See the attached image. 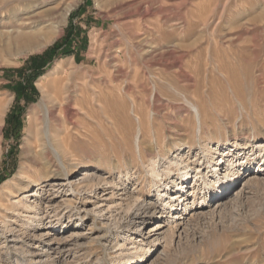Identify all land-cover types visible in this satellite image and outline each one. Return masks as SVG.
<instances>
[{
	"label": "rangeland",
	"instance_id": "374dc122",
	"mask_svg": "<svg viewBox=\"0 0 264 264\" xmlns=\"http://www.w3.org/2000/svg\"><path fill=\"white\" fill-rule=\"evenodd\" d=\"M42 1L0 3V100H9L0 121V190L27 164L21 159L25 149L37 162L31 175L45 171L29 145V118L42 90L64 84L70 118L80 124L73 132L79 139L71 144L74 156L65 163L88 166L69 181L88 174L109 184L73 196L61 177H47L39 206L64 223L22 235L21 243L34 251L31 258L41 264H122L121 253L134 256L132 242L143 239L148 251L137 264H264V170L241 180L253 172L249 166L232 184L226 206L213 210L219 198L213 197L204 209L183 212L177 228L167 224L168 209L156 200L149 173L151 158H181L188 159L192 178L194 167L206 170V148L215 143L219 153L213 159L228 142L246 144L247 162L264 153V0ZM19 8L21 16L43 26L38 49L14 43L18 31L9 26ZM47 29L58 31L44 43ZM30 80L33 95L25 88ZM95 97L107 111L102 127L89 118L99 111L91 106ZM166 181L174 186L178 179L173 174ZM192 185L193 179L184 192L190 195ZM130 196L156 209L139 214L129 229ZM12 199L4 196L2 202L8 206ZM20 219L15 216L11 225L21 228ZM60 234L67 239L56 244ZM72 238L79 247L69 251ZM2 241L0 264H30L14 251L6 255Z\"/></svg>",
	"mask_w": 264,
	"mask_h": 264
},
{
	"label": "bare ground",
	"instance_id": "6f19581e",
	"mask_svg": "<svg viewBox=\"0 0 264 264\" xmlns=\"http://www.w3.org/2000/svg\"><path fill=\"white\" fill-rule=\"evenodd\" d=\"M12 2L13 0H0V3L2 5ZM20 12H23V9H20L18 11V14L16 16L17 19L12 22L11 26H9L12 29L15 27L18 31L16 36H12V38H14L15 45L17 44L18 46L19 43L33 49L40 48L43 43L41 39H39V32L41 27L43 26L40 25L41 27H38L39 24L32 21L30 16H21ZM67 12L68 9L65 10L64 14H67ZM33 14V16H35L36 13ZM3 16H5V14ZM54 28L57 29V26H54ZM27 29H30L31 33L29 32L30 30L28 31ZM56 31L58 30L49 31V29H47V32H43L45 36L43 37V42L48 43L47 41L53 36V34H56ZM7 42L10 43V41ZM58 68L61 67L58 65L56 69ZM66 88L67 87L64 84L60 88V90H53V92H45L42 90L43 95L41 98V102L40 104H38L37 110H32V114L29 118L28 124L30 127H28V129L31 140L30 144H28L30 145V147H32V145L34 146V156H41L40 158H42V167L43 169H45V171L36 176L31 175V173L35 171V165L37 164V162L35 157L28 158L29 151L25 149L21 152V159H25L24 161H26L25 163L27 164L24 165L19 163V168L12 175V177L6 179L3 182V188L2 190H0V240L3 239L1 244L5 245V254L10 255V252L14 251V253H18L23 257H29L30 264H41V262L39 260L34 261V259L31 258V256L34 254V251H32L25 243H21L23 237L22 235H24L28 230H36V228H38L40 225H48L47 227L53 229L59 222L64 223L63 221L57 219L55 215H49V213H47V210H44L39 206L41 201H39L38 197L42 194L41 186L42 183L47 180V177H61V183H63L61 185L67 186L68 190L70 191L69 195L73 196L79 195L82 191H85V193H87L88 191L93 192L95 191L96 186H99L102 183L105 185L109 184V182L105 179H99L94 176H89L88 174H85L77 181H69L68 176H73L74 174L79 173L82 169L88 168V166L86 162H78L74 165L65 163V159L71 160L74 156L71 144L78 142L79 139L76 137L75 133V135L73 134V132L76 131L77 127H80L78 121H72V119L70 118V96ZM8 103L9 100H0V121L2 113L7 107ZM94 103L99 107V113L97 112L96 116L89 114V118H96L98 126L102 127L101 122L103 121L104 116L107 115L106 107L104 102L99 97L92 98V107L94 106ZM140 145L141 144L137 145L139 153ZM218 145V143H215L212 146H207L205 154L209 161V165L207 166L205 171L201 170L200 166L194 167L193 170H196V172L194 177L192 178V168L190 167L191 165L187 162L188 159L185 163L180 160L181 158L169 159L168 162H162V160H157L154 158H151L149 160V173L154 182L155 194L157 196L156 200H160V205L168 209L165 217H168L166 218V222H168V220L170 219V222L167 223L170 224V227L177 228L180 225L181 220L178 222L177 219L182 218L183 214H185L183 212H186L187 209H192L191 211L204 209L205 207H207L206 205L211 202V199L213 197H219L212 201L211 208L213 210H219L226 206L227 200L232 196L234 192L230 189L232 184L234 185L235 179L240 174L250 169L249 166H253V172L251 174L249 173L245 175L243 178H241V180L247 176H256L257 174L263 172L264 167L262 168L261 166L264 165V153H262L258 159L247 162L244 152L246 144L242 146L240 145V148H237L234 143L228 142L227 147L220 149V151L222 150L221 153L213 159L214 154L219 153V149L217 148ZM142 147L143 149L146 148L145 145H143ZM225 162H227V164L224 166L225 169L222 172L223 164ZM159 164L161 165L159 166ZM176 166H178L179 168H177V172L174 173L173 168ZM254 167H256V169ZM256 171L258 173L255 174ZM173 174L176 175L178 182L174 186H171V182H173L174 180H170L171 182H167L166 180L167 177ZM172 177L173 176H171V178ZM191 179H193V185L189 195L187 191L184 192V188L187 187V183H189ZM53 185L56 186L58 184L56 183ZM29 186H31V188L37 187V190H35L33 193H30ZM4 196H10L13 198L12 200H10L8 206H5L2 202ZM33 196H36V199L31 200V197ZM139 197L130 196L129 198V206L127 210L130 212V216L126 225V227L129 229L132 225H135L137 221H139L136 220L140 218L139 214H146L150 212V209H156V205L151 202L145 200L139 202ZM32 202L34 204H32ZM77 211L79 214V209H77ZM15 216L21 218V224L15 222L18 223L17 225H22L21 228L18 227L19 229H16V227H13L11 225V221H16ZM47 218L49 219L45 222ZM156 227L157 225L155 226V228H150V232L155 230ZM43 235L44 234H40V237H42ZM65 239L67 238L62 237L60 234L58 237L54 238V241L56 242V244H58V242ZM71 240L73 242L69 245V251L72 249H77L79 247L76 238H72ZM137 240L142 244L136 245ZM143 243V239H134V241L132 242V248L135 254L134 256H131V254L127 255L126 253H121L122 264H137V260H143V256L148 251V247L144 246ZM46 256L48 257V260L50 258V255L46 254ZM78 259L81 260V257H79ZM24 263L25 262H21L19 264Z\"/></svg>",
	"mask_w": 264,
	"mask_h": 264
},
{
	"label": "trees",
	"instance_id": "16d2710c",
	"mask_svg": "<svg viewBox=\"0 0 264 264\" xmlns=\"http://www.w3.org/2000/svg\"><path fill=\"white\" fill-rule=\"evenodd\" d=\"M35 78H36V77H35ZM25 88L29 90L30 95H33V94L36 93L35 88H34V86H33V82H32V80H30L28 83L25 84ZM25 96H26V95L23 94V97H25ZM25 100H29V99L25 98Z\"/></svg>",
	"mask_w": 264,
	"mask_h": 264
}]
</instances>
